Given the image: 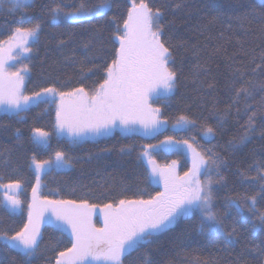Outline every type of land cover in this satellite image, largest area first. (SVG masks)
Segmentation results:
<instances>
[{"label":"snow or ice","instance_id":"6c2138e0","mask_svg":"<svg viewBox=\"0 0 264 264\" xmlns=\"http://www.w3.org/2000/svg\"><path fill=\"white\" fill-rule=\"evenodd\" d=\"M114 6L118 7L115 0H73L71 4L53 3L40 7V16L46 15L53 27L93 20L103 23L92 26L88 39L81 44V56L77 57L73 50L72 55L64 57L74 69L76 86L65 91L64 82L58 86L53 81L27 93L28 65L13 68L22 57L28 58L33 46L39 43L44 21L36 19L32 23L30 14L37 11V0H0V15L20 17L17 26L10 27L7 39L0 40V112L22 120L21 113L32 106L55 105L54 132L67 137L70 145L107 137L117 130L127 136L138 131L145 136L160 133L168 121L162 118L163 107L155 105L160 101L166 104L174 95L180 80L174 52L185 48L183 41L174 42L172 36L166 37V29L175 24V19L167 21L166 17L188 8V0H166L156 6L153 0H128L126 15L114 12ZM230 7L232 11L226 19H222L223 13L212 14L204 27L219 22L235 30L239 51L233 54V59L236 56L241 59L230 68L225 81L226 106L221 110L217 103L211 104L209 111L215 123L205 121L202 135L209 142L218 135H225L230 118L239 125V134L227 140L222 152L199 148L195 137L189 142L166 136L158 144L144 145L137 159H146L148 169L144 180L159 185V190L144 198L137 193L129 196L130 189L121 188L117 193L119 198L113 197L103 205L87 199H48L44 196L42 177L53 169L73 168L74 158L64 150H57L54 158L48 159H38L33 152L29 168L34 170L35 183L27 202V219L22 227L16 228L5 225L0 219V252L7 249L15 253L8 264H34L44 252L55 254L54 264H173L170 259H156L159 237L179 221L188 219L193 224L185 231L194 230L205 240L219 236L225 248L241 242L238 225L246 226L244 231L252 237L259 236L260 243H244L228 264H253L246 258L253 254L259 264H264V159L254 160L247 168H236L235 179L243 186V191H226L222 197L223 211L217 208L220 189L228 186L226 173L230 171V160L238 157L254 139L264 141V0H237ZM110 12L113 14L109 15ZM254 23L258 25L260 43L248 46V37L254 34L251 27ZM200 31L203 35V28ZM105 32L108 33L107 44ZM220 36H224L223 31ZM231 39L229 37L228 42ZM68 43L69 39L58 38L57 49H63ZM213 51L219 52L220 47ZM193 55L197 59L192 66L195 84L208 69L200 62L199 50H194ZM89 77L96 79L89 83ZM201 83H206L209 90L217 88L216 81ZM196 122L181 113L173 127L183 130ZM52 134L33 127L28 140L35 146H43ZM15 136L19 143V128ZM181 149L191 159V167L183 174L176 171L175 160L160 165L152 155L156 150L175 152ZM131 150L130 146L121 147L120 152ZM0 165H11L4 152H0ZM3 179L0 175L3 197L0 210L10 218L22 216L24 181L16 178L4 183ZM97 210L102 220L99 226L93 220ZM245 213L253 219L249 221ZM229 218L230 228L226 223ZM44 223L50 224L60 239L50 240L42 250L41 226ZM64 238L70 247H61ZM184 255L187 264H219L215 259ZM47 259L48 264H52V257Z\"/></svg>","mask_w":264,"mask_h":264},{"label":"trees","instance_id":"16d2710c","mask_svg":"<svg viewBox=\"0 0 264 264\" xmlns=\"http://www.w3.org/2000/svg\"><path fill=\"white\" fill-rule=\"evenodd\" d=\"M73 0H37L38 9L31 13L32 23L36 19L44 21L43 31L40 35L39 43L33 46V51L26 59L30 69L25 80L26 92L31 93L39 90L41 86H48L55 81L59 86L64 82V90L76 86L74 78V69L71 64L64 59L65 56L73 54L77 57L83 54L81 44L88 39L89 32L93 25L99 26L102 21L93 20L91 23L69 24L61 27L50 25L47 16H40L39 8L43 5H52L53 3L71 4ZM166 0H153L154 6L165 3ZM237 0H188L189 7L170 14L166 17L167 21L175 19V24L166 29V37L172 36L174 42L183 41L185 48L178 49L174 52L175 67L180 70V80L177 89L170 100L165 104L160 101L155 106L163 107V117L167 119V125L175 123V119L181 113H185L197 122L190 128L182 131L171 130L170 127L162 130L160 133L151 138H143L137 135L124 136L114 133L110 137L100 140L86 141L82 144L70 145L67 139L55 134L53 126L55 123V105L40 104L32 106L27 111L22 112L20 117L9 116L0 113V152H4L11 160L10 167L0 165V175L3 176V182L8 183L10 180L20 178L24 181V187L21 191V199L25 201L22 216L8 217L3 210H0V219L5 225H11L13 228L22 227V222L27 219V202L31 199V187L35 183L34 171L29 168L30 157L35 152L38 159H48L54 157L57 150H64L69 156H72L74 167L65 171L52 170L42 177V193L48 199H87L90 203L103 205L109 202L113 197L119 198L117 193L121 188L130 189L127 194L132 196L133 193L142 194L147 198L150 193L154 194L159 190L155 184L146 183L144 177L147 168L142 158L137 159L143 151L146 144H158L166 136H173L176 140H189L195 143L199 148H214L215 151L222 152L223 145L233 135L239 134L241 129L239 125L230 118L227 125V132L223 136H217L209 142L202 138V125L215 123L214 115L209 111L211 104L217 103L222 110L228 100L225 81L228 77L230 68L236 66V60L241 59L233 54L239 51L235 43V30L227 28L226 23H216L207 25V19L212 14L223 13L222 19H226L231 14V7ZM114 12L126 15L128 0H115ZM113 13L110 12L109 15ZM20 17H8L0 15V40H6L10 35V27L17 26L16 22ZM27 26V25H25ZM254 34L248 37L249 45L260 43L257 39L258 25L252 24ZM203 28V35H201ZM89 31H85V30ZM224 32L221 37L220 33ZM108 33H104L105 43L107 44ZM231 37V42L229 41ZM58 38L69 39V43L58 50L56 40ZM219 46L220 51L213 50ZM247 47V46H246ZM194 50L200 52V62L205 64L208 71L201 73L197 83H193L194 72L193 64L197 62L193 55ZM95 77H89L91 83ZM202 81H216L217 88L209 90L206 83ZM199 88V91H197ZM204 103V107L201 104ZM240 123H243L241 119ZM33 127L41 128L45 131L52 132L49 142L44 146H35L29 142ZM21 131V140L17 143L15 130ZM131 147V151L121 153V147ZM107 149V151H105ZM155 160L160 165L170 164L175 160L179 166L178 173L189 169V162L183 153L154 151L152 152ZM264 159V141L258 138L254 139L243 152L234 160H230V171L228 176V186L226 189H220L221 199L217 203V208L223 211V199L226 191H243V186L236 181L235 173L237 167L247 168L253 164L254 160ZM16 169V171H12ZM254 171V169H253ZM75 189V191H73ZM0 199L2 195L0 193ZM249 221L253 217L245 213ZM229 228L231 219L226 221ZM191 219L182 220L170 229L166 234L159 237V251L155 254L156 259H170L173 264H187L184 253L188 256H199L201 258L215 259L219 264H228L237 253L241 251L244 243H260L259 236L252 237L244 231V227L238 225L241 232V242L239 244H230L226 248L222 246L221 237L213 236L207 240L200 237L194 230L185 231L186 227L192 226ZM43 250L49 241L60 239L59 234L55 232L50 224L43 225ZM183 233V235H181ZM70 247L67 238L61 247ZM181 253L180 255H177ZM15 253L5 249L0 252V264H8ZM135 254H133L134 258ZM48 257H52L54 264L55 254L53 252H44L34 264H48ZM253 264H259L257 257L253 255L246 256Z\"/></svg>","mask_w":264,"mask_h":264},{"label":"rangeland","instance_id":"374dc122","mask_svg":"<svg viewBox=\"0 0 264 264\" xmlns=\"http://www.w3.org/2000/svg\"><path fill=\"white\" fill-rule=\"evenodd\" d=\"M26 59L27 58H24V57H22L21 58V62H18V63H15V67L13 68V70H15V69H17V68H20L21 66H22V64H27L26 63ZM27 76H28V73H26L25 74V80H26V78H27ZM0 113H3V112H0ZM175 124V123H174ZM174 124H172V125H170V126H168L167 124L166 125H164V127H163V130L164 129H166V128H168V127H170V129L171 130H174V131H182L180 128H174L173 126H174ZM192 125H189V126H186L183 130H186L187 128H190ZM114 133H118V134H121L120 132H119V130H117V131H115ZM113 133V134H114ZM112 134V135H113ZM122 135V134H121ZM134 135H137V136H141V137H143V138H151V137H154V136H145V135H143L142 134V131H138L136 134H134ZM59 136V135H58ZM111 136V135H110ZM110 136H107V137H110ZM124 136H127V135H124ZM201 136H202V138L204 139V137H203V135L201 134ZM60 137H62V138H65V139H67V137H65V136H60ZM107 137H103V138H107ZM103 138H99V139H97V140H100V139H103ZM206 140V139H205ZM88 141H94V140H88ZM44 146V145H43ZM151 151V150H150ZM156 151H161V150H156ZM154 152V151H153ZM178 152H181V153H183L184 154V156L186 157V159L188 160V162H189V168L191 167V159H190V156L187 154V152L185 151V150H183V149H181L180 151H178ZM54 158V157H53ZM142 160H143V162H144V164H145V166H146V168L148 169V165H147V161H146V159H144V158H142ZM171 164V163H170ZM176 171L178 172V168H179V166H178V164L176 163ZM53 170H56V169H53ZM68 170V169H67ZM34 171V170H33ZM56 171H65V170H56ZM156 185V184H155ZM157 187H159V185H156ZM1 193V195H2V192H0ZM3 198V197H2ZM93 220L95 221V222H97L98 223V226L100 225V224H102V220L100 219V217H99V210H97V214L96 215H94L93 216ZM47 223H44V224H42V226L43 225H46ZM42 226H41V228H42Z\"/></svg>","mask_w":264,"mask_h":264}]
</instances>
